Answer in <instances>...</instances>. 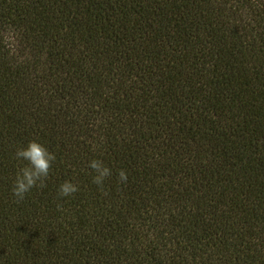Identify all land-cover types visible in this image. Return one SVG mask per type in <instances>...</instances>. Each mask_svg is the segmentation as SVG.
I'll return each mask as SVG.
<instances>
[{
    "label": "trees",
    "instance_id": "trees-1",
    "mask_svg": "<svg viewBox=\"0 0 264 264\" xmlns=\"http://www.w3.org/2000/svg\"><path fill=\"white\" fill-rule=\"evenodd\" d=\"M0 264H264V0H0Z\"/></svg>",
    "mask_w": 264,
    "mask_h": 264
},
{
    "label": "clouds",
    "instance_id": "clouds-1",
    "mask_svg": "<svg viewBox=\"0 0 264 264\" xmlns=\"http://www.w3.org/2000/svg\"><path fill=\"white\" fill-rule=\"evenodd\" d=\"M14 159L21 164L15 172L11 183V194L17 201L23 200L25 195L33 188H43L45 181L49 178L52 164L55 161V155L49 151L38 140H29L25 145L17 147L14 151ZM89 167L94 175L92 182L96 185H102L105 178L111 175L108 167L101 161L92 160ZM121 181L127 180L125 171L118 173ZM78 191V186L69 180L61 182L57 188V194L60 197H70Z\"/></svg>",
    "mask_w": 264,
    "mask_h": 264
}]
</instances>
